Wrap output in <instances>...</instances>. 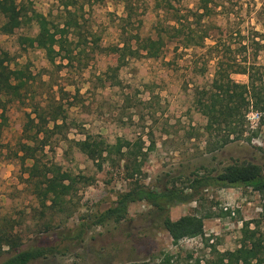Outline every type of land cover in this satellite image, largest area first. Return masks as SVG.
I'll list each match as a JSON object with an SVG mask.
<instances>
[{
    "label": "rangeland",
    "instance_id": "1",
    "mask_svg": "<svg viewBox=\"0 0 264 264\" xmlns=\"http://www.w3.org/2000/svg\"><path fill=\"white\" fill-rule=\"evenodd\" d=\"M129 1L136 9L132 29L141 37L156 38L178 19L184 33L206 37L204 46L184 49L171 43L156 59H133L126 64L117 54L86 48L71 64L57 59V66H52L41 50L20 42L36 34L33 23L11 35L0 33V49L10 53L12 67L25 68L33 77L27 99L9 104L5 111L0 137V229L13 227L22 248L40 242L56 249L30 264H203L207 259L215 260L216 253L239 247L243 223L264 234V194L229 187L207 188L200 201L170 209L172 220L188 214L202 217L201 237L174 244L152 216V208L134 203L123 221L91 227L80 238L72 239L80 222L105 211L129 187L123 163H106L99 168L70 144L86 135L111 144L117 139L133 143L140 138L146 157L139 183L149 188H161L170 176H179L174 184L184 187L191 173L204 172L201 166L217 171L234 162L249 161L264 169V126L250 144L235 143L207 155L202 137L205 119L192 103L194 87L213 78V57L217 54L251 62L257 52V63L264 66V0ZM16 2L29 10V15L35 11L55 24L61 21V0ZM73 2L72 11L88 41L94 40L103 49L120 44V18L125 15L122 0ZM227 47L231 53L226 52ZM232 79L247 82L243 75H232ZM36 104L59 107L64 118L56 123L62 127L52 135L51 148H37L36 155L43 163L52 161L70 173L75 190L66 197L65 212L40 206L29 182L33 161L20 151V144H29L23 131L29 118L35 117L31 111ZM247 120L252 129L257 128L256 113L250 112ZM225 204L234 210L233 217L222 214ZM68 234L71 237L66 239ZM2 251L0 264L13 254L5 245Z\"/></svg>",
    "mask_w": 264,
    "mask_h": 264
},
{
    "label": "trees",
    "instance_id": "2",
    "mask_svg": "<svg viewBox=\"0 0 264 264\" xmlns=\"http://www.w3.org/2000/svg\"><path fill=\"white\" fill-rule=\"evenodd\" d=\"M122 3L125 15L120 18V44L106 49L99 47L94 40L88 41L87 37L81 34V23L72 11L73 0H61L63 15L58 24L35 11H31L29 15V10L19 5L16 0H0V33L11 35L22 26L33 23L37 28L36 34L33 37H23L20 42L29 48L41 50L52 66H57V59L67 60L71 64L86 52V48H98L101 52L117 54L118 60L126 64L128 60L133 59H156L171 43L175 44V48L184 49L204 46L206 37L196 38L190 32L184 33V26L178 19H173L174 25H166L156 38L141 37L138 31L133 32L132 29L136 12L134 4L129 0H122ZM90 43L91 47L88 45ZM255 44L261 47L258 43ZM225 50L231 53L230 47ZM257 57L256 52L252 61L248 62L246 59L238 61L237 56L231 54H217L213 57L215 65L211 81L194 87L192 103L205 119V125L202 127L205 154H215L235 143L250 144L260 127L264 126V66L257 63ZM12 64L14 59L10 53L0 49V137L6 123L7 106L27 99L33 87L31 74L25 68L12 67ZM232 75L246 76L247 82H236ZM250 112L258 115L256 129H252L247 120ZM31 114L35 117H28L23 131L29 144H20L23 156L33 161L28 169L30 185L34 188V194L42 208L53 209L55 213L65 212L66 197L75 190L74 183L70 182V173L63 171L52 161L43 163L36 155L37 148L40 151L48 146L51 148L52 135L62 127L56 124L58 119H64L61 108L36 104L32 107ZM70 142L99 168L106 163L118 166L123 163V174L129 181L128 189L121 193L109 208L92 216L90 221L79 223L72 239L80 238L91 227H100L110 222L119 223L126 218L130 205L146 203L152 208V216L161 228L168 233L172 242L177 244L185 239L203 236L204 220L194 214L172 220L169 217L172 207L200 201L201 193L207 188L245 187L264 194V169L253 162H234L217 171L201 166L204 172L191 173L188 184L184 187L174 184L179 176H170L161 188H149L139 183L146 157L140 138L133 143L117 139L111 144L100 137L86 135L82 140ZM151 145L154 146L153 141ZM46 202L51 204L46 205ZM222 214L228 216L229 212ZM6 228L0 229V254L3 253V245L13 254L1 264H30L52 255L56 250L52 245L40 242L22 248L21 238L14 232L13 227L8 225ZM241 233L242 238L237 249L216 253L215 260L207 259L203 264H264V234L256 229L250 230L248 223H243ZM68 237L71 235L68 234L65 238ZM194 264L201 263L195 261Z\"/></svg>",
    "mask_w": 264,
    "mask_h": 264
},
{
    "label": "built area",
    "instance_id": "3",
    "mask_svg": "<svg viewBox=\"0 0 264 264\" xmlns=\"http://www.w3.org/2000/svg\"><path fill=\"white\" fill-rule=\"evenodd\" d=\"M256 118H258V115L256 114ZM231 207H229V205H227V204H225L223 207H222V211L224 212V213H227V212H229V217H233L234 215H235V213H234V210H232V209H230Z\"/></svg>",
    "mask_w": 264,
    "mask_h": 264
}]
</instances>
